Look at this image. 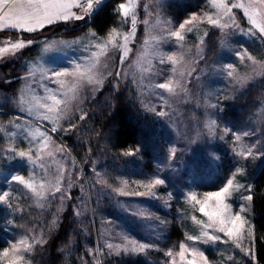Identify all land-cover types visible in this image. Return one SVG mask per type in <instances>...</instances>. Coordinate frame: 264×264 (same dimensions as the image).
Instances as JSON below:
<instances>
[{"label":"rangeland","instance_id":"1","mask_svg":"<svg viewBox=\"0 0 264 264\" xmlns=\"http://www.w3.org/2000/svg\"><path fill=\"white\" fill-rule=\"evenodd\" d=\"M105 2L102 0L98 10ZM229 2L248 5V0ZM133 3L128 17L119 11L120 21L113 28L119 33L116 38L119 49L108 44L101 52L98 45L107 44L110 32L101 37L92 29L62 38L41 31L18 33V36L11 31L0 32V48L18 38L33 40L31 46L22 50L0 52V83L3 84L0 110L4 111L0 113V193L10 196L7 204L0 203V253L23 238L43 237L46 243L34 245L32 252L25 254L32 264L36 249H47L49 230L55 231L63 222L76 239L67 249L70 264H131L137 260L141 261L139 264H171L173 260L184 264L177 255L182 244L189 248L187 259H192L190 253L195 249L205 254L209 264L254 261L250 173L264 158L257 155L264 152V38L240 8L230 13L235 21L232 27L221 29L209 24L208 17L218 18L212 0H203L199 10L182 19L168 6L176 7L182 0H133ZM255 8L264 15V7L256 5ZM97 11L90 18L86 15L85 20L59 22L51 33L65 29L64 33L72 35L69 32L89 22ZM193 16L196 19L182 32L183 40L169 34ZM226 20L229 17L220 23ZM124 35L130 37L127 56L123 55ZM245 49L260 63L253 65L247 59L240 60L237 53ZM169 55L176 56L180 63L172 64L167 60ZM94 61L103 84H82L75 100L67 106H58L62 119H56V113H48L46 106H54V98L66 99L67 84L61 87L59 81L75 82L77 68L83 70ZM51 70L68 75L53 76ZM180 72L184 73L183 77ZM244 75L250 79L241 85L237 77ZM169 80L173 84L180 81L181 88L175 94L156 87ZM108 85L117 93L127 94L140 111L158 124L161 132L171 134L166 148L168 163L144 169L127 166L125 159L119 163L115 156L99 159L98 153H94L90 140L95 141L99 135L93 119L104 105V101L97 102L99 93ZM252 90L258 103L252 105L244 125L233 129L223 112ZM159 111L165 115L158 116ZM44 115L52 119L44 120ZM81 116L84 119H79ZM45 140L48 147L42 149ZM70 141L76 142V148ZM81 142L86 146L77 145ZM173 148L175 156L170 155ZM11 149H31L33 159L25 162ZM249 149L253 156L246 158L238 154ZM139 151L125 155L132 158ZM201 159L216 172L220 169L221 184L216 190L200 186L208 176L207 170L198 173ZM15 176L32 183L37 191H44L45 198H38L31 189L15 181ZM157 177L164 178L166 183L152 189L157 193L156 198L137 195L147 193L144 185ZM57 178L61 181L60 192L52 188ZM230 179L233 189L225 203L230 206L231 214L239 212L248 221L239 247L237 242L216 231L217 226L205 227L211 222L199 211L200 205L189 199L193 193L198 200L203 199L207 193L220 190ZM42 183L43 190L39 187ZM117 188H123L126 194L114 191ZM247 196L252 199H246ZM74 212L79 215H73ZM173 226L181 230L182 240L170 238ZM205 232L222 239L210 240ZM189 236L194 239L189 240ZM132 241L152 247L135 252L136 244ZM109 244L112 248L107 247ZM169 251L173 253L171 257L167 255ZM0 264H6V260L0 259Z\"/></svg>","mask_w":264,"mask_h":264},{"label":"snow or ice","instance_id":"2","mask_svg":"<svg viewBox=\"0 0 264 264\" xmlns=\"http://www.w3.org/2000/svg\"><path fill=\"white\" fill-rule=\"evenodd\" d=\"M102 3V0H0V32H7L8 30H13L16 33H27L33 34L38 30L43 31L45 27H50L57 22L68 23L70 21H80L85 20L87 16L90 18L92 14L98 10L99 5ZM214 7L217 9V19H213L212 17H208V23L214 25L218 28H229L235 23L234 19L230 17V13L232 9L240 8L243 9L248 14V19L253 27L259 30V33L262 38H264V15H262L259 11L256 10L255 6L259 5L264 7V0H248V5L246 6L243 2H233L230 3L229 0H212ZM134 7L133 0H128V3H120L119 11L126 18L129 16L131 8ZM74 9L80 10L79 14L74 11ZM225 17H229V20H226L225 23H220L221 20L225 19ZM196 17L193 16L192 19L186 20L179 25V29L170 32L171 36H174L177 40H183L184 36L182 32L185 30L186 26L191 24ZM147 24V21H144ZM136 20L135 15L133 14L132 19V31H135ZM238 27V26H237ZM95 35V33H93ZM119 36V33L116 29H112L107 37V44L98 45L101 48V52H103L108 44H111L113 47L119 49L120 45L116 43V38ZM128 35L123 36L125 51L123 52L124 56H127V42L129 40ZM33 43L32 39H17L15 42L8 41L7 45L3 48H0V52H16L18 50H22L27 46H31ZM94 56H98L99 54L93 53ZM240 60L247 59L253 65L260 63L257 61L252 54H250L246 49L237 53ZM167 60L172 64L180 63V60L173 55H169ZM164 60H161L163 63ZM97 61H94L92 64L85 66L83 70L77 68L74 73L76 80L72 83H67L64 80L59 81L61 87H65L67 84V91L64 93L66 99H55L54 98V106H46L48 113H56V119H62L63 116L60 115V110L58 106L61 104H65L71 100H75V93L82 86V84H87L90 86H99L103 84V78L101 75L95 71ZM228 67H232L228 65ZM53 76H66L68 73L62 71L51 70ZM175 71V69H173ZM255 71V69H254ZM191 73H189L190 75ZM119 75V73L117 74ZM180 77H183L184 73H179ZM229 75H233L232 72H229ZM250 77L248 75L237 77V82L243 85L246 83ZM157 88L164 89L168 93L175 94L178 88H181V84L179 80H176L175 84L172 83L171 80L168 82H160L156 85ZM68 93H72L73 95L68 96ZM215 107V106H214ZM158 116L163 117L165 112L159 111L156 113ZM44 120H51L52 117L49 115L43 116ZM79 119H84L83 116L79 117ZM74 127V125H73ZM55 127H53L52 131H55ZM228 131V129H226ZM43 135V133L41 134ZM247 135V133H245ZM236 139L239 140L240 137L236 136ZM48 147V140L44 141L42 145V149ZM13 153L18 155L22 160L30 161L33 159V154L31 149L28 151L16 149H11ZM131 154V153H128ZM175 149L171 150L170 155L175 156ZM240 156L248 157L253 156V152L251 149L245 152L238 153ZM48 155L51 156L52 152H48ZM261 157H264V152L257 153ZM42 158V157H37ZM99 174V173H98ZM13 179L20 184L25 185L27 188L31 189L33 193L40 199L45 198L44 191H37V189L33 186L32 183L24 180L23 177L15 176ZM60 179L57 178L55 183L52 184V188L55 192H60ZM106 183V182H105ZM125 185L127 181L124 182ZM166 183L165 179L162 177H157L153 179L148 184L144 185V187L148 190L147 193H137V195H150L154 198L157 197V193L152 192V189L157 186L164 185ZM40 189H44L45 185L40 184ZM233 189V181L228 180L227 184L222 187L220 190L207 193L204 195L203 199H197V196L193 193L190 195L189 199L191 201H195L200 205L199 211L202 212L205 216L208 217V220L211 222L205 227H211L213 225L217 226L216 231L223 234V237L230 238L234 242H237V247H239V240L241 238L242 233L245 232V225L247 224V220L245 216L239 214H231V209L228 204L225 203V200L231 195V190ZM121 195H125L123 188L114 189ZM169 195H171L169 193ZM10 196L8 193H0V203L7 204L9 202ZM246 199L251 200L252 196H247ZM41 207L43 205H40ZM240 212L243 209L239 210ZM73 215H79L78 212H74ZM198 224L201 221H196ZM208 239L217 241L222 239L220 236L209 235L207 232L204 233ZM189 240L194 239V237L189 236ZM46 239L41 237L40 239H36L35 237L31 238H23L18 242H13L9 249L4 250L0 253V259L6 260V264H29V261L26 259L25 254H30L35 246H41L46 243ZM131 243L136 244V247L133 249L135 252H143L145 249L152 247V245L148 243H136L132 241ZM108 248H112V245L109 244ZM127 251V249H125ZM189 253V248L185 245L180 246V251L177 253L179 255L180 260L184 262V264H209L208 258L205 256L203 252L192 249L190 255L192 259H187L186 254ZM169 257L173 255L171 251L167 253ZM171 264H176L175 260L171 262Z\"/></svg>","mask_w":264,"mask_h":264},{"label":"trees","instance_id":"3","mask_svg":"<svg viewBox=\"0 0 264 264\" xmlns=\"http://www.w3.org/2000/svg\"><path fill=\"white\" fill-rule=\"evenodd\" d=\"M124 1L106 0L89 22L84 25L79 24L74 30L75 32H69L72 35L64 33L65 29L51 33L58 24L47 27L41 32H48L55 37H75L83 34L87 29H92L101 37L107 36L110 30L117 26L120 21L119 4ZM202 3L203 0H197L195 3L192 0H182V3H178V6L175 5L176 7H173L172 4L168 6L179 19H182L199 10ZM11 34L18 36L16 32ZM0 86H3V84L0 83ZM9 88L12 91L14 84L10 85ZM254 94L253 90L250 91L238 100V104H235L234 101L232 105L224 110L223 114L233 129L241 128L244 125L252 105L258 103ZM99 101H104V105L102 104V107L100 106L98 111L95 112L97 114L93 119L99 138L95 141L94 139L90 140L91 148H93L95 154L98 153L99 157H97L99 159L115 156L119 163L125 159L127 166H142L144 169L154 168L157 163H168L169 155L166 148L167 140H169L171 134L167 135L161 132L158 124L140 111L136 103L130 97H127V94L117 93L108 85L99 93L97 102ZM96 107L93 108L96 109ZM70 144L73 145V148H76V142L70 141ZM77 145L86 146L82 142L77 143ZM137 149L140 150L138 156L131 158L125 155ZM82 150L85 151V149ZM122 153L123 155H121ZM77 155L82 160V156ZM178 158H180V155H178ZM178 158L177 160H180ZM198 166L201 167L198 173L207 170L205 172L208 175L206 181H203L200 186L205 190H216L221 184V179L218 177L220 176V169L219 172H216V169L206 165L204 159L200 160ZM250 177L253 184L255 260H244L242 264H264V158L259 161L258 167L251 171ZM66 227L62 222L55 231L49 230L48 247L46 250H42L41 247L36 249L32 264H70L67 249L71 248L76 239L75 236H71L72 233ZM170 238L178 241L182 240L183 234L177 226H173ZM139 262L141 261H131V264H139Z\"/></svg>","mask_w":264,"mask_h":264},{"label":"built area","instance_id":"4","mask_svg":"<svg viewBox=\"0 0 264 264\" xmlns=\"http://www.w3.org/2000/svg\"><path fill=\"white\" fill-rule=\"evenodd\" d=\"M74 11H76L78 14H79V12H80V10H78V9H74ZM87 14H85V16H86ZM4 111H2V110H0V113H3Z\"/></svg>","mask_w":264,"mask_h":264},{"label":"crops","instance_id":"5","mask_svg":"<svg viewBox=\"0 0 264 264\" xmlns=\"http://www.w3.org/2000/svg\"><path fill=\"white\" fill-rule=\"evenodd\" d=\"M57 23H59V22H57ZM56 23V24H57ZM53 25H55V24H53ZM47 27H45L44 29H46ZM8 31H11V32H14L13 30H8ZM37 32H40L39 30L37 31ZM56 38H62V37H56Z\"/></svg>","mask_w":264,"mask_h":264}]
</instances>
